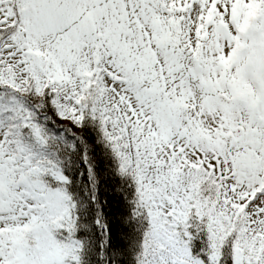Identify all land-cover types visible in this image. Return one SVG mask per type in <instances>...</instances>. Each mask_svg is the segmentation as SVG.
I'll list each match as a JSON object with an SVG mask.
<instances>
[{
    "label": "snow or ice",
    "instance_id": "6c2138e0",
    "mask_svg": "<svg viewBox=\"0 0 264 264\" xmlns=\"http://www.w3.org/2000/svg\"><path fill=\"white\" fill-rule=\"evenodd\" d=\"M0 264H264V0H0Z\"/></svg>",
    "mask_w": 264,
    "mask_h": 264
}]
</instances>
